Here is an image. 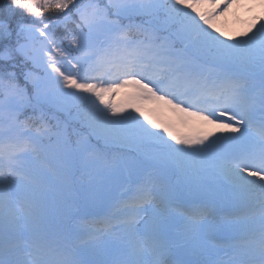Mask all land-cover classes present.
<instances>
[{
	"label": "snow or ice",
	"instance_id": "1",
	"mask_svg": "<svg viewBox=\"0 0 264 264\" xmlns=\"http://www.w3.org/2000/svg\"><path fill=\"white\" fill-rule=\"evenodd\" d=\"M239 7L0 0V264H264V13L216 23Z\"/></svg>",
	"mask_w": 264,
	"mask_h": 264
},
{
	"label": "rangeland",
	"instance_id": "2",
	"mask_svg": "<svg viewBox=\"0 0 264 264\" xmlns=\"http://www.w3.org/2000/svg\"><path fill=\"white\" fill-rule=\"evenodd\" d=\"M243 2L248 4L247 8H233L229 11L226 16L219 17L217 19V26L220 27L221 30L227 32L230 35L239 36L240 32L247 27L248 22L253 16H257L261 13H264V9L260 7L253 8L250 0H243ZM134 93L135 89H122L119 92L111 94L109 99L114 104L126 105L129 100V97ZM143 107L147 110L156 109L154 113V118L158 119L159 121L165 124L174 126L176 131L182 135L191 134L194 130L198 128V125L196 124H193L189 127H185L183 124H181L180 114L173 112L168 107L158 108L156 105L150 102H144ZM128 111H132V109L129 108ZM215 134L220 135L221 133L220 131H216Z\"/></svg>",
	"mask_w": 264,
	"mask_h": 264
},
{
	"label": "trees",
	"instance_id": "3",
	"mask_svg": "<svg viewBox=\"0 0 264 264\" xmlns=\"http://www.w3.org/2000/svg\"><path fill=\"white\" fill-rule=\"evenodd\" d=\"M29 19H31V17H29ZM60 34H62V30H61V32H60ZM65 47H67V43H68V41L67 40H65Z\"/></svg>",
	"mask_w": 264,
	"mask_h": 264
}]
</instances>
